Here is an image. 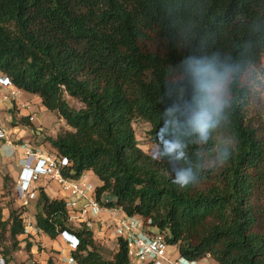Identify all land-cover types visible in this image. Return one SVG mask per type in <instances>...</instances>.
<instances>
[{"label": "trees", "instance_id": "16d2710c", "mask_svg": "<svg viewBox=\"0 0 264 264\" xmlns=\"http://www.w3.org/2000/svg\"><path fill=\"white\" fill-rule=\"evenodd\" d=\"M262 57L264 0H0V73L65 121L68 130L48 138L70 162L64 176L93 172L101 205L151 220L190 261L264 264V136L249 119L244 82ZM213 58L236 70L203 140L191 119L214 93L191 66ZM137 118L151 125L158 158L138 146ZM169 141L191 159L166 155ZM179 168L195 174L187 187L175 182ZM3 179L7 189L13 179ZM39 191L37 227L52 240L74 234L80 264H129L121 240L106 259L86 225L68 222L65 201ZM3 212L0 200V253L15 264L24 224L19 209Z\"/></svg>", "mask_w": 264, "mask_h": 264}, {"label": "built area", "instance_id": "2783aa9c", "mask_svg": "<svg viewBox=\"0 0 264 264\" xmlns=\"http://www.w3.org/2000/svg\"><path fill=\"white\" fill-rule=\"evenodd\" d=\"M15 88L11 79L2 74L0 76V94ZM17 91V92H16ZM21 91L15 88L13 95ZM23 92V91H22ZM0 97V103L2 102ZM33 119V118H31ZM0 141L10 148V155L21 150V171L16 184V197L20 204L21 217L24 224L25 237H33L44 233L31 219L29 207L39 198L40 191L37 183L43 179L55 182L64 193V201L68 212V222L71 225H86L93 233L98 243L105 237L121 240L127 247L129 264H196L199 261H190L180 256L177 247L168 243L165 235L152 226L151 220L141 216L127 215L121 207H107L101 205L95 195V188L87 181L84 173L78 180L64 176L63 172L70 166L67 158L61 157L52 147H36L24 141L16 145L11 140L8 127L0 118ZM45 234V233H44ZM62 239L69 247L67 256L58 260L59 264H80L72 255L80 245L79 239L72 233L64 231ZM118 247V244H117ZM172 247L170 254L168 249ZM177 251V253H175ZM210 258V255H207ZM0 264H9L7 258L0 253Z\"/></svg>", "mask_w": 264, "mask_h": 264}, {"label": "rangeland", "instance_id": "374dc122", "mask_svg": "<svg viewBox=\"0 0 264 264\" xmlns=\"http://www.w3.org/2000/svg\"><path fill=\"white\" fill-rule=\"evenodd\" d=\"M0 76H2L1 73ZM244 82L248 86L252 98L249 119L264 136V57L259 61L256 69L245 76ZM15 88L13 87V89L9 91L2 92L5 94L4 99L3 94H0V97L2 96V102L0 103V118L8 127L11 140L16 145H20L24 141H27L33 146H42L49 151L51 145L48 138H56L59 134L68 130L65 121L59 115L50 112L44 107L42 100L38 96L31 94L25 95L22 90H20V93L13 95ZM224 90L225 88L221 86L219 98L225 94ZM66 100L74 109L79 110L83 108V104L80 101L69 95H66ZM133 128L138 146L141 150L149 156L158 158L159 149L157 145L152 142L148 133L151 129V125L147 121L137 118L133 122ZM20 151L18 149L17 152L19 153ZM5 160L8 161L9 159L5 158ZM6 166V163H3V160L0 159V175H3V177L9 175ZM87 181L90 180L87 179ZM15 194L16 182L11 181L9 187L4 190V194L0 197V199H4L1 201L5 210V218L9 217L11 210L15 208L18 209L15 204ZM107 199L115 201V198L111 196H107ZM71 226L75 229L80 228L74 225ZM97 244L102 248V254L108 260L113 258L118 249L116 240L110 245L104 246V243L101 245L98 242ZM8 245H10V242H8ZM172 250V247L168 249L170 254ZM175 253H177V251H175ZM59 254L62 253L59 252ZM207 259L211 264H218L214 258L210 257ZM14 261L15 264H27V259H19L17 257L16 259L14 258Z\"/></svg>", "mask_w": 264, "mask_h": 264}, {"label": "crops", "instance_id": "0c3cea01", "mask_svg": "<svg viewBox=\"0 0 264 264\" xmlns=\"http://www.w3.org/2000/svg\"><path fill=\"white\" fill-rule=\"evenodd\" d=\"M25 95H28V93L24 92ZM10 148H8L4 141H0V159L3 160V163H6L7 173L12 177L13 181H18V176L21 171V151L15 152L14 155H10ZM5 158H8L9 160L6 161ZM9 162V163H8ZM87 179L90 184L93 185V187L96 189L101 185L100 180L95 176V174L91 171L86 172ZM38 189H44V191L48 194V196L52 199H64V193L61 191L58 184L55 182H49L46 179L41 180L37 183ZM40 187V188H39ZM4 179L3 175H0V197L4 194ZM15 197V204L17 205L18 209L20 207V204L18 202V199ZM4 200V199H0ZM37 203L38 198L32 201L30 207H29V213L31 216V219L34 223H36V215H37ZM4 216H5V210H4ZM21 240V249L14 254L15 259L18 257L19 259H27V264H49V261H53L54 264H58V260L60 258H63L70 254L69 247L66 244V242L61 239L59 236L56 240H52L49 236L42 233L37 236L33 237H25L20 236ZM115 239L112 237L109 238L108 236L105 237L104 243L105 245H110ZM28 243L31 244L30 251L27 250ZM101 244V243H100ZM102 245V244H101ZM61 252L62 254H59ZM196 264H211L209 260H202L197 262Z\"/></svg>", "mask_w": 264, "mask_h": 264}, {"label": "clouds", "instance_id": "9594fccd", "mask_svg": "<svg viewBox=\"0 0 264 264\" xmlns=\"http://www.w3.org/2000/svg\"><path fill=\"white\" fill-rule=\"evenodd\" d=\"M192 71L199 77L206 80L207 88L213 95L209 97L211 101L203 110H199L191 119L193 129L199 133L203 140H207L208 132L219 122V116L223 107L222 100L219 98L221 83L225 76L234 72L235 67H223L218 65L215 58L212 60H194ZM166 155L173 157L174 161L190 160L192 153L187 151L179 141H169L164 146ZM226 155V154H225ZM175 182L181 187H187L196 179L191 168H179L174 172Z\"/></svg>", "mask_w": 264, "mask_h": 264}]
</instances>
